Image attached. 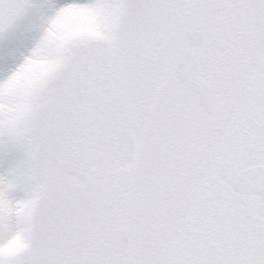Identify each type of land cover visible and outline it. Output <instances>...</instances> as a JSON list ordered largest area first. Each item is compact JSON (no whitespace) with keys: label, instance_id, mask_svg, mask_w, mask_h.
<instances>
[{"label":"snow or ice","instance_id":"obj_1","mask_svg":"<svg viewBox=\"0 0 264 264\" xmlns=\"http://www.w3.org/2000/svg\"><path fill=\"white\" fill-rule=\"evenodd\" d=\"M0 264H264V0H0Z\"/></svg>","mask_w":264,"mask_h":264}]
</instances>
